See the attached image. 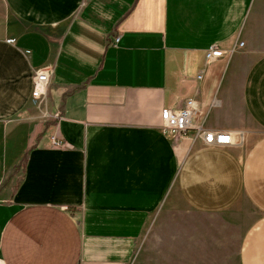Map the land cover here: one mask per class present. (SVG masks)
Here are the masks:
<instances>
[{
	"label": "crops",
	"instance_id": "1",
	"mask_svg": "<svg viewBox=\"0 0 264 264\" xmlns=\"http://www.w3.org/2000/svg\"><path fill=\"white\" fill-rule=\"evenodd\" d=\"M188 101L235 143L164 129ZM165 232L160 264H264V0H0V264H132Z\"/></svg>",
	"mask_w": 264,
	"mask_h": 264
},
{
	"label": "built area",
	"instance_id": "2",
	"mask_svg": "<svg viewBox=\"0 0 264 264\" xmlns=\"http://www.w3.org/2000/svg\"><path fill=\"white\" fill-rule=\"evenodd\" d=\"M13 42V41H12ZM241 46L243 43L240 44ZM230 53L223 52L218 46H213L206 54L208 62L213 61H228ZM52 69H42L35 74L32 90V99L38 104L44 102L47 94V89L51 81ZM198 111L195 109L192 101H188L186 105L175 111L165 109L162 114L164 129L174 135L186 134L191 129H197L199 134L203 136L204 143L208 146L226 147L235 143L234 137L222 131H213L204 129L202 126H197L195 120ZM52 143L56 147H66L67 144L63 141L52 138Z\"/></svg>",
	"mask_w": 264,
	"mask_h": 264
},
{
	"label": "rangeland",
	"instance_id": "3",
	"mask_svg": "<svg viewBox=\"0 0 264 264\" xmlns=\"http://www.w3.org/2000/svg\"><path fill=\"white\" fill-rule=\"evenodd\" d=\"M185 222L183 220V218L179 217H167L164 219V221L162 222V224L165 225V230H172V228H175L177 226L180 227V225H183ZM175 226V227H174ZM173 235H179V233H169V232H165L164 234H157V236H154V238L151 240V242L147 243V245L141 249L137 256L136 259L134 260V262L132 264H160L162 261L161 258V247H163V245L160 244V237L161 239H165L168 240L169 237H172ZM157 237V238H156Z\"/></svg>",
	"mask_w": 264,
	"mask_h": 264
}]
</instances>
